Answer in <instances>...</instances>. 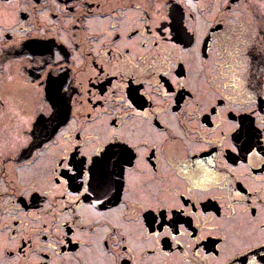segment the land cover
Instances as JSON below:
<instances>
[{"label":"flooded vegetation","instance_id":"obj_1","mask_svg":"<svg viewBox=\"0 0 264 264\" xmlns=\"http://www.w3.org/2000/svg\"><path fill=\"white\" fill-rule=\"evenodd\" d=\"M245 3L253 7L246 22ZM255 8V0H0V264H232L230 257L239 264L240 253L252 259L245 245L257 264H264L259 256L264 248L253 247L264 238V180L259 179L264 176V20ZM160 16L170 23L182 16L184 26L199 36L198 49L207 60L179 50L191 47L187 39L175 48L169 33L161 40L153 26ZM130 30L137 31L131 49L136 59L117 54ZM114 32L121 33V41L112 43ZM156 69L166 75L157 76ZM149 71L153 76L140 91L150 92L149 83L155 89L165 80L186 81L184 88L171 84L172 100L153 103L168 113L149 115L153 123L163 120L159 128L117 103L138 87L128 83L129 72L136 79ZM113 84L120 85L115 96L108 91ZM186 90L194 100L223 98L217 113L225 117L224 143L215 127L218 118L209 115L212 127L204 121L203 102L186 119L195 108L188 106ZM250 130L260 132L259 147L252 146L259 155L251 157L238 147ZM193 131L201 143H192ZM150 132V143L160 149L151 161L156 171L129 148L137 170L127 174L124 165L121 180L113 147L112 183L103 195L85 192L86 183L70 180L72 173L56 166L62 159L87 163L99 149L124 141L128 147L149 139ZM185 148L212 160L206 165L210 171L227 165L232 175L222 172L215 189L190 194L170 166ZM238 185L244 189L240 197ZM149 193L165 204L187 200L191 215L172 211L179 222L190 221L182 236L146 239L140 224L147 222L133 209ZM156 229L153 224L149 231Z\"/></svg>","mask_w":264,"mask_h":264},{"label":"snow or ice","instance_id":"obj_2","mask_svg":"<svg viewBox=\"0 0 264 264\" xmlns=\"http://www.w3.org/2000/svg\"><path fill=\"white\" fill-rule=\"evenodd\" d=\"M227 3V0H225ZM138 6V5H137ZM187 3L185 7H187ZM131 7V5H129ZM191 15V13H189ZM159 23L153 22V26L157 29L159 33L160 39H164V33H169V39L173 42V47H176L177 42L183 43L185 39L191 45V47L184 49L180 48L179 50L183 52L186 56L191 57L193 59H198L200 56H203L204 60H207L206 53H200L198 49V45H200L201 41L199 36L193 32L192 28L185 27L182 23V16L175 20V23L167 22L168 18L165 16H160ZM174 33V36L171 34ZM137 35L136 30H130L129 32H124L123 37L124 41H122L123 47L122 49L117 50L118 55H124L125 57H132L136 59L135 54L132 52V48L134 45L132 44V39ZM117 41H121V33L114 32L112 37V43H116ZM206 43V42H205ZM153 47H158V41L153 42ZM106 52H110L109 49H105ZM59 59V57H57ZM95 63V61H93ZM125 64H131V60H125ZM132 69H135L137 65L132 64ZM183 68V65H181ZM156 75L161 78L166 75V73H162L159 69L155 70ZM179 75V74H178ZM153 76V72H144L138 73L136 79H132L131 72L127 75L128 83H136L138 87L132 88L130 92L125 95H121L117 101L118 104L124 105L128 109H132L134 115L136 117H141L144 121H147L153 128H159L160 124L163 123V120H160L156 123L153 121H149V115L156 117L158 113H165L166 109L161 108H153V103L155 101L164 102L173 99V92L171 90V84H175L177 88H184L186 81L173 79L171 84L167 80L162 84H158L155 89L151 83L147 85L149 89H152L150 92L140 91L141 88H144V81L150 80ZM166 85H168L166 87ZM227 87V86H226ZM120 85L113 84L109 89V93L115 96L116 92L119 90ZM187 91V90H186ZM187 94L190 97V102L188 106L195 105L193 112L190 116H186V119L191 120L193 116H195L196 111L200 109L201 103H204L206 112L203 113L204 121H209V115L216 116L218 118V122L215 127L219 133V139L221 143H224V133H223V124L225 122V117L223 113H217V108L221 107L223 104V98H215V100L203 101V100H194L192 99L193 92L187 91ZM147 102L148 107L145 108L144 105ZM170 107V106H169ZM177 107L179 104L177 103ZM184 109H180V113H183ZM173 116L176 114L173 113ZM112 126L115 129L116 120H112ZM203 126V125H202ZM239 125H237L238 127ZM136 127L142 130L141 125H137ZM209 127H212V122L209 121ZM261 128L264 129V124H261ZM162 134V133H161ZM194 140L192 143L199 144L202 141V137L195 131L192 132ZM260 136V132L255 130H250L247 136V139L242 145H239L240 152L251 157L253 154L259 155V153L255 152V149L252 147L254 143H257ZM151 132L149 133V139H137L135 144H129L128 147H124V144L127 141L121 142L118 145L110 146L107 149H99L94 154L96 159L90 160L85 163L84 160L79 161H69L67 164H64L63 159L58 162L57 167L63 166L68 172L72 173L69 176L70 180H75L79 178L82 182V185L86 183L87 187H85V192L89 190L92 192L99 193L101 195L105 194L110 185L112 183V175L113 170H110L108 166V158L111 155H117V153L113 152V147L118 149V159L116 169H118V174L123 180V176L125 173L124 165H129L127 169V174H131L135 172L137 169L131 167V161L129 158L128 150L129 148H134L138 153H140L136 159L147 161L150 165V168L153 172L156 171V164L151 163L152 158L156 156L157 152L160 151L158 146L155 143H150ZM207 143V141H204ZM141 149H148L147 152H141ZM215 151V146L212 149ZM232 151L236 152L237 147H232ZM264 151V149H262ZM235 159V157H234ZM212 164V160H205L198 152L193 149L185 148L183 150V154L179 157V159L172 157L171 158V167L174 168L176 173V179L180 185H186V190L191 194L192 191H211L218 186V182L223 179L220 173L227 172L228 175H232L233 169L229 168L227 165L222 166L216 172L210 171L206 165ZM259 179L264 180V176H261ZM230 183V181H225ZM123 185H121L122 187ZM127 192V189H125ZM170 191V189H169ZM244 189L239 188L236 192L237 197L241 196V192ZM248 191H252L248 189ZM75 199H78L76 197ZM175 199V197H173ZM97 204H101L99 199L96 200ZM187 200L185 199L183 203L177 204H165L159 195L149 193L147 197H144L142 201L134 206V211L137 213V218L141 221L147 222V227L141 223L140 228L143 232L147 233L146 239L159 238L161 236H171L173 240H175L176 235H183L186 231L184 228L185 223H189L190 221H184L183 223L179 222V217L173 218L172 211L175 210L176 213H184L185 215H191L190 212L185 211V204ZM127 206V205H125ZM194 207V206H193ZM253 216H255V208L252 210ZM143 213H147V215H142ZM157 225V229L155 231H149V228L153 225ZM171 225V227H169ZM178 225V227H177ZM163 229V231H160ZM261 230L264 231V221L261 222ZM115 231L112 232V235L115 236ZM130 236L132 235V230H129L128 233ZM194 235V232L191 233ZM123 239V234H121V240ZM179 241H177V244ZM217 244H219V237H217ZM105 246H107V242H105ZM253 247L264 248V238H262L261 243L259 245H253ZM122 251L131 252V249L122 248ZM245 253L252 255V259H248V255L244 253H240L239 255L242 257L239 261V264H257L256 255L251 253V249L245 245L244 246ZM260 260L264 261V252L259 253ZM232 260V264H236V258L230 257Z\"/></svg>","mask_w":264,"mask_h":264},{"label":"rangeland","instance_id":"obj_3","mask_svg":"<svg viewBox=\"0 0 264 264\" xmlns=\"http://www.w3.org/2000/svg\"><path fill=\"white\" fill-rule=\"evenodd\" d=\"M255 2H256V4H258V8H255V9L258 10L257 13L260 14V15L262 16V20H264V0H255ZM245 5H247V6L244 7ZM248 5H249L248 3H245L244 6L242 7V9L244 10L242 16L245 15L244 20L242 19V21H244V22H246V21H245V20H246V16L249 14V12H251V10H252V8H253L252 6H250V9H249V6H248ZM234 14L238 15V14H240V13L235 12ZM197 69H198V68H197ZM194 72H197V70L194 71ZM195 78H196V76H195ZM200 84H201V83H200ZM202 85H203V84H202Z\"/></svg>","mask_w":264,"mask_h":264}]
</instances>
